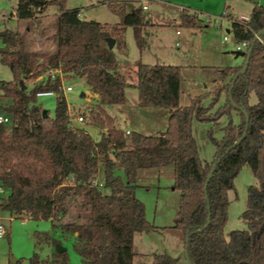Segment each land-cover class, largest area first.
Segmentation results:
<instances>
[{"label":"trees","instance_id":"trees-1","mask_svg":"<svg viewBox=\"0 0 264 264\" xmlns=\"http://www.w3.org/2000/svg\"><path fill=\"white\" fill-rule=\"evenodd\" d=\"M66 4L67 0H18L14 9L18 20L40 22L50 5L57 7L52 52L29 48L20 31H0V62L13 73L12 80H0V112L11 119L0 124V185L8 191L0 206L17 215L50 220L65 236L73 235L74 249L85 264H134L135 235L156 228L136 195L138 172L173 166L181 219L174 227L184 232L191 264H264V36L261 41L255 35L264 30V5L254 3L248 22H232L236 40L253 46L246 72L240 73L243 65L219 67L211 103L204 105V96L197 95L182 107L181 66L139 62L137 81L131 83L118 71L114 49L108 47L109 38H115V46L126 47L128 26L134 27L138 45L144 46L142 6L129 12L109 0L121 16V22L110 25L83 19L78 8ZM198 20L196 14H181L182 26L196 27ZM51 67L84 78L98 95L85 119L87 125L99 129V138L84 127L71 125L62 93L55 115L51 117L49 111L43 115L38 93L60 92V79L44 75ZM41 75L43 79L38 80ZM128 86L139 90L142 106L170 111L164 136L141 138L136 134L130 142L117 125L109 107L126 102ZM253 92L257 96L254 104L250 102ZM223 96L224 102L213 112ZM242 109L249 123L246 135L236 144L247 126ZM224 116L229 122L221 139L208 131L215 154L211 162H204L193 121L215 125ZM246 164L258 180L249 188L248 208L243 213L247 228L233 230L227 239L229 192ZM101 165L102 181L98 177ZM53 243L61 244L57 239ZM29 264L38 262L30 258ZM49 264H71L67 251L56 249ZM152 264H179V259L167 252L154 253Z\"/></svg>","mask_w":264,"mask_h":264},{"label":"rangeland","instance_id":"rangeland-1","mask_svg":"<svg viewBox=\"0 0 264 264\" xmlns=\"http://www.w3.org/2000/svg\"><path fill=\"white\" fill-rule=\"evenodd\" d=\"M264 5V0H149V9L144 10L145 22L153 20L164 25H153L142 28L144 46L140 47L137 43L133 26H128L124 32L126 47H114V52L118 61V71L124 74L131 83L136 82V72H131L140 61L151 64L171 63L188 64L190 67L182 68V89L186 91L182 96V103L188 106L190 98L188 90L192 91V96L203 95V104L209 105L212 101L211 92L215 89L214 79L219 77L217 68L219 66L229 67L238 66L245 63V56H238L234 51L238 41L236 40L232 18L226 14L231 13L234 18L241 15H250L254 3ZM18 0H0V31L13 29L20 31L29 44V48L52 52L55 47L53 39L57 31L58 9L50 5L47 15L40 16L37 20H18L13 16L14 9ZM117 7H124L127 11H133L139 4L137 0H112ZM68 8H78L83 19L96 20L102 23L115 25L121 22V16L115 12L109 0H67ZM196 14L200 21L197 24H209V27L192 28L181 25V12ZM180 31V35L177 31ZM30 31V32H29ZM225 37L229 38L226 43ZM33 43V45H32ZM32 45V47H31ZM3 42L0 39V47ZM53 47V48H52ZM13 79L11 69L0 62V80L9 81ZM39 80V79H38ZM67 84L73 85V91L65 94L66 100L73 107V112H78L80 106L89 104V108L94 102L87 103L83 95L89 89L84 78L76 76H65ZM31 84H29V89ZM128 103L126 105H113L112 111L119 113L118 125L120 128L130 130L127 135L130 142L135 139L137 134V121L143 122L142 127L147 133L149 126L155 120L154 115H141L137 120V113L127 106L134 109L139 99V91L134 86L126 88ZM91 99H93L91 95ZM56 96H38V103L45 110L49 111L51 117L55 115ZM140 100V99H139ZM214 107L213 112L223 103ZM250 102H257V96L253 92ZM145 108H150L144 106ZM156 109V108H155ZM154 109V110H155ZM167 110V109H162ZM237 120V117H235ZM147 122V124H146ZM228 117L224 116L218 124L202 123L194 119L193 132L196 136L201 159L204 162H211L215 154V146L208 136V131L212 130L214 137H223V127L228 124ZM145 123V124H144ZM88 130L93 137L99 138V129L93 125L80 123ZM150 135V134H148ZM118 173L125 177L124 172ZM99 180L104 179L103 165L100 166ZM175 172L173 166L163 168L142 169L137 178L139 184L136 188V195L146 206L147 219L158 228L149 233L138 237L137 249L145 254L137 258V264H152V255L147 254L151 251L155 253H169L179 258V264H188L185 257L184 232L178 228H172L179 220L180 192L173 188ZM258 180L254 176L251 167L244 165L236 180L235 189L229 192V220L225 228V237L230 235L235 229L247 228V223L243 218L244 211L248 208V193L252 185H257ZM3 217L0 221L5 225L8 233L0 238V264H12L14 260H23L24 264H29L30 258L39 260V264H49L54 251L57 249L53 239L61 242L66 248L71 264H85L82 257L75 251L73 235L65 236L60 228H54L50 220H35L29 217L24 219L13 217L8 209H0ZM139 236V235H138Z\"/></svg>","mask_w":264,"mask_h":264},{"label":"crops","instance_id":"crops-1","mask_svg":"<svg viewBox=\"0 0 264 264\" xmlns=\"http://www.w3.org/2000/svg\"><path fill=\"white\" fill-rule=\"evenodd\" d=\"M138 2H140V4L138 5V6H142V8H143V2L141 1V0H137ZM148 5H149V2H148ZM149 7H150V5H149ZM149 7L147 8V9H144L143 8V11L144 10H148L149 9ZM254 7V6H253ZM253 7H252V9H253ZM184 11V10H183ZM182 11V12H183ZM182 12H181V14H182ZM251 12H252V10H251ZM251 12H250V14H251ZM14 13H15V11H14ZM13 13V14H14ZM56 14L58 15L59 14V12H56ZM190 14H192V13H190ZM43 15H47L46 14V12L43 14ZM80 15H81V13H80ZM229 18H234V16L231 14V13H227L226 14ZM14 16V15H13ZM241 16H247V15H241ZM14 17H16V16H14ZM81 17H82V15H81ZM248 17H250V15L248 16ZM17 18V17H16ZM199 21H200V19H199ZM153 25H164V24H162V23H158V22H155V21H153V20H148V21H146L145 22V25H144V27H147V26H153ZM209 27V24H206V25H203L202 23H199V24H197V26L196 27H192V28H203V27ZM30 32V31H29ZM180 31L178 30L177 31V34L178 35H180ZM143 40H144V38H143ZM226 43H229V41L228 42H226ZM32 45H33V43H32ZM32 45H31V47H32ZM53 48V47H52ZM55 48H56V43H55V47L53 48V50L52 51H54L55 50ZM32 49L34 50V48L32 47ZM39 51H43V50H40L39 49ZM45 52H50V51H45ZM235 53L237 52V51H234ZM140 62H143V63H148V62H144V61H140ZM148 64H151V63H148ZM155 64V63H154ZM156 64H160V63H156ZM161 64H171V63H167V62H164V63H161ZM137 65H138V63H137ZM172 65H179V66H181V73H182V68H184V67H190L191 65H188L187 63L186 64H184V65H181V64H172ZM244 65V64H243ZM238 66H242V65H238ZM219 67H223V66H219ZM218 67V68H219ZM119 68V67H118ZM136 68H137V66L136 67H134V68H132L131 70V72H134L135 70H136ZM218 68H217V72H218V74L220 75V73H219V71H218ZM217 80H219V77L218 78H216V79H214V84H215V87H216V82H217ZM136 81H137V77H136ZM134 83H136V82H134ZM139 91V90H138ZM189 92L187 93L188 94V96H189V98L191 99L192 97H195V96H197V95H195V96H192V94H194V93H192V91L189 89L188 90ZM186 91H183V89H182V75H181V98H180V103H181V106L182 107H185L184 106V103H182V96H183V94L185 93ZM85 95L86 96H89V95H92V96H94V97H97L98 95L97 94H94L90 89H87V92H85ZM126 102L123 104V105H126L127 103H128V96H127V90H126ZM139 99H140V97H139ZM138 99V97H137V104L136 105H134V109H132L131 108V106H127V109H129V112L130 113H133V112H131V110H135L136 112L135 113H137V120L139 119V117L141 116V115H154L155 116V120L154 121H152V124L149 126V130L150 131H148L149 133H147V131H145L142 127H144V128H146L148 125H143V122H142V124H141V122H138L137 121V129H134V130H137V135L138 136H140L141 138H143V137H146V138H157V137H162V136H164L165 135V133H166V130H167V127H168V125H169V121H170V117H171V113H170V111L167 109V110H162V109H165V108H161V107H150V108H145L144 106H142L141 105V102H140V100ZM190 102V101H189ZM189 105V104H188ZM156 108V109H155ZM113 109H116V108H111V107H109V112L115 117V119H116V123H117V125H118V119H119V113L116 111V110H114V111H112ZM155 109V110H154ZM145 124V123H144ZM146 124H147V122H146ZM78 126H80V127H82L80 124H78ZM119 126V125H118ZM142 126V127H141ZM148 128V127H147ZM146 128V130H148ZM124 130V129H123ZM127 130H129V129H127ZM125 131V130H124ZM194 133V132H193ZM131 134V133H130ZM148 134H150V135H148ZM196 137V136H195ZM142 170V169H141ZM140 174V170H139V172H138V175ZM138 184V183H137ZM139 185V184H138ZM138 185H137V187H138ZM7 194H8V191H7ZM4 197V196H3ZM2 202V196H0V203ZM0 209H4L2 206H0ZM11 219H13V217H17V218H22V219H24V218H26L27 216H21V215H17V214H15V213H13V212H11ZM2 218H4L3 217V214H0V220L2 219ZM1 222V221H0ZM178 222V220L175 222V224L174 225H172V226H170V227H172V228H175L174 226L176 225V223ZM3 223V222H2ZM160 226H157L156 228H154L156 231H158V228H159ZM151 231H154L153 229L152 230H150V231H144V232H139V233H137L136 235H135V240H134V247H135V252H136V254H135V257H134V264H137V258H139V256L140 255H144L145 253L143 252V251H139L138 249H137V242H138V237H143V235L144 234H146V233H149V232H151ZM7 233H8V231H7ZM7 235V234H6ZM139 235V236H138ZM155 253V251H151L150 253H147V254H151L152 255V261H153V254ZM178 258V257H177ZM33 259H35V258H33ZM179 259V258H178ZM36 260V259H35ZM48 260H50V259H48ZM37 262H38V264H39V260H36Z\"/></svg>","mask_w":264,"mask_h":264},{"label":"built area","instance_id":"built-area-1","mask_svg":"<svg viewBox=\"0 0 264 264\" xmlns=\"http://www.w3.org/2000/svg\"><path fill=\"white\" fill-rule=\"evenodd\" d=\"M143 2V8L147 9L149 7L148 2L149 0H141ZM250 20V17L248 16H241L238 18H232V22L233 21H237V22H241V23H246ZM256 37H258V34H255ZM259 40L263 41L262 36L258 37ZM225 41L228 42L229 38L225 37ZM249 42L248 41H241L238 42L235 48V51H239V52H247L249 50ZM44 75H50L53 79L59 78L60 79V86H59V91L56 90H47V91H42L38 93V96H56L58 97L60 95V93L65 94L67 92L73 91L74 87L71 84H67L66 80H65V76L66 74L63 72L62 68L57 67V68H49L47 70V72ZM44 75H41L38 77L39 80L43 79ZM84 96L86 97L87 103L89 102H94V99H91V95L86 96L84 94ZM94 98V96H92ZM89 104L80 106V109L78 112H73V107L71 104L68 103V112L70 115V123L72 126H78V124L80 123H84L85 122V113H89L90 109L89 108ZM11 122V119L8 115L1 113L0 112V124H8ZM126 134H130V130H126L125 131ZM7 195V190L5 187H3L2 185H0V196H6ZM7 234V229L5 227V225L0 222V238L5 237Z\"/></svg>","mask_w":264,"mask_h":264},{"label":"water","instance_id":"water-1","mask_svg":"<svg viewBox=\"0 0 264 264\" xmlns=\"http://www.w3.org/2000/svg\"><path fill=\"white\" fill-rule=\"evenodd\" d=\"M261 36H264V30L258 33V37H261ZM258 37H256V39H258ZM115 45H116V40H115V38H109V39H108V47H109V49H114ZM252 51H253V46H251L247 52H243V51H242V52H239V51L236 52V54H237L238 56H245V63H244V65H243V68L240 70V73H242V74L245 73L246 70H247L248 64H249V62H250V58H251ZM0 86H2V83H0ZM83 95H84V94H83ZM230 99H232V98L230 97ZM242 110H243V112L246 114V118H247V126H246V129H245V132H244L243 136H242V137L236 142V144L240 143L241 140H242V138L246 135V131H247L248 123H249V117H248L247 111H246L245 109H242ZM43 115H44V116H48L47 110H45V109L43 110ZM236 144H235V145H236ZM235 145H234V146H235ZM234 146H233V147H234ZM215 167H216V164H215L214 168L212 169L211 174H210V176L208 177V179H207V181H206V185H205L206 187H207V185H208V183H209V180H210L212 174H213L214 171H215ZM8 203H9V200L6 201V205H7ZM179 220H181V219H179ZM179 220H178V221H179ZM209 221H210V216H209V218H208V222H209ZM187 240H188V238H187ZM57 251H58L59 253H61V252L67 251V250H66V248L63 247L61 244H58V245H57ZM185 257H186V259H187L188 264H191L190 259H189L188 245H187V244H186V247H185ZM16 261H17V260H14V262H16Z\"/></svg>","mask_w":264,"mask_h":264}]
</instances>
